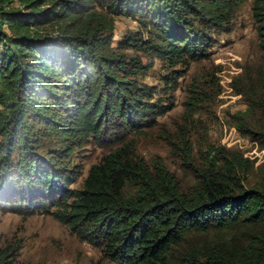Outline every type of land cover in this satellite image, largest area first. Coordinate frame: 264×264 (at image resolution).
Listing matches in <instances>:
<instances>
[{
  "label": "trees",
  "instance_id": "trees-1",
  "mask_svg": "<svg viewBox=\"0 0 264 264\" xmlns=\"http://www.w3.org/2000/svg\"><path fill=\"white\" fill-rule=\"evenodd\" d=\"M244 1L0 0L10 29L0 27V208L50 213L117 264H264V190L245 188L233 168H198L199 185L185 190L125 143L68 188L81 173L78 147L99 143L110 125L142 131L156 113L139 79L147 65L125 50L171 66L199 60L205 29L228 27ZM252 12L262 51L252 89L264 113V0H252ZM119 16L146 35L114 47ZM247 131L264 143L263 132ZM46 139L57 144L42 156ZM0 264H13L8 250Z\"/></svg>",
  "mask_w": 264,
  "mask_h": 264
},
{
  "label": "rangeland",
  "instance_id": "rangeland-1",
  "mask_svg": "<svg viewBox=\"0 0 264 264\" xmlns=\"http://www.w3.org/2000/svg\"><path fill=\"white\" fill-rule=\"evenodd\" d=\"M11 1L7 8L19 7L23 0ZM1 26L10 34L7 23ZM125 34L145 36L146 30L134 17H116L114 47ZM204 38L203 58L174 66L142 51L125 50L147 65L139 79L151 90L156 113L142 131L110 125L99 143L90 138L78 147L72 159L81 173L68 188H81L93 164L129 143L136 157L152 169L162 166L174 173L185 190L199 185L196 169L212 164L224 172L233 168L245 188L264 190V143L247 131L264 133V113L256 107L252 89L262 57L252 0L240 5L228 27L205 29ZM55 143L42 141L39 154L46 156ZM126 192L135 190L127 187ZM3 250L13 264H117L46 212L23 216L0 208Z\"/></svg>",
  "mask_w": 264,
  "mask_h": 264
}]
</instances>
